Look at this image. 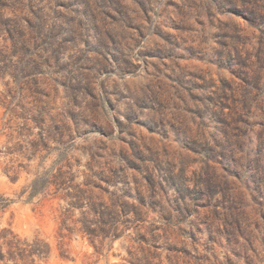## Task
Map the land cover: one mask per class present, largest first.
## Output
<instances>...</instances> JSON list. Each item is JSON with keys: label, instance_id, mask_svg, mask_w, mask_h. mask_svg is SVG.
<instances>
[{"label": "clouds", "instance_id": "1", "mask_svg": "<svg viewBox=\"0 0 264 264\" xmlns=\"http://www.w3.org/2000/svg\"><path fill=\"white\" fill-rule=\"evenodd\" d=\"M88 3L97 24L91 33L82 4L74 10L43 0L40 10L32 0H0V161L7 164L11 152L24 167L9 166V177L28 176L22 186L5 178L0 214L25 204L42 224L50 210L64 248L71 247L66 227L83 234L91 225L93 247L71 252L69 264H107L113 243L122 264H168L164 249L152 246L164 237L142 243L148 222H133L129 207L155 196L164 212L175 209L184 220L181 239L194 264H264V0H173L178 8L151 0L154 11L149 0H138L143 11L119 0L121 15ZM58 13L75 18L74 36L61 31ZM166 24L188 26L194 44L173 51V66L196 62L215 80L196 102L180 85L163 94L155 87L161 75L148 57L162 53L147 47L153 28L171 31ZM172 76L193 87L183 67ZM137 167L155 171L158 186H134L130 169ZM93 182L107 190L104 235L98 222L82 219L81 227L75 210H64L69 198L87 207ZM52 242L39 231L26 238L15 225H0V264H39L32 249Z\"/></svg>", "mask_w": 264, "mask_h": 264}, {"label": "rangeland", "instance_id": "2", "mask_svg": "<svg viewBox=\"0 0 264 264\" xmlns=\"http://www.w3.org/2000/svg\"><path fill=\"white\" fill-rule=\"evenodd\" d=\"M134 2L137 3V6L140 7L142 11L144 10V5H140L138 0H134ZM32 3L38 9L42 10L43 0H32ZM97 3L100 7L111 8L117 13V15H121L123 13V8L121 7L119 0H97ZM156 3H165V8H178V5H175L173 0H166V2L165 0H156ZM78 4L84 5L85 14L88 17L87 31L91 33L94 30H97L96 18L91 10V5L88 3V0H57V7H63L65 9H74V5ZM148 6L149 10L154 11L151 7V0H149ZM57 15L58 18H63L64 20L63 24L60 25L61 31L74 36L75 29L72 25L75 18H65L63 13H58ZM145 16L147 17V13H145ZM147 19L150 22L151 18L147 17ZM3 24L10 33L15 30L14 25L11 24V22L3 21ZM165 27L171 28V31H164V29L159 28V26L152 29L151 35H154L156 39L149 41L147 47V50L149 51L155 49L156 51L162 53V55L159 56L153 55L148 57L161 75V78L157 81L155 87L163 94L172 91L176 85H180L182 90L181 94L187 96L188 99L193 102H196L197 100H200V93L202 91L207 94L208 89L216 86L215 80L203 77V73L208 71L205 66L196 62L182 61V57H176L178 60H181L182 63L173 66V51L177 48L193 47L194 44L190 45L188 43L191 39L188 35V26L166 24ZM138 34L140 35L141 40H145L147 38L142 33ZM125 39H128V37H125ZM94 46L99 48L102 46V43L97 41ZM165 46H167V48ZM180 67H183L189 75L194 77L192 88L184 87V85L180 83V80L173 78L172 73H177L178 68ZM209 102H211V99ZM128 148H131V145H129ZM2 151L3 149H0V152ZM121 151L126 150L122 149ZM12 155L13 154L11 152H8L9 159L7 164L0 161V168L5 169L3 176H0V194L6 191L5 178H7V184H19L21 186L27 182L28 179L27 173L23 172L13 174L9 177V172L12 171V167L15 169H23L24 167L22 163L14 162L11 159ZM130 170L137 173V175L132 178V184L134 186L140 185L141 181L148 186L149 190L158 186V177L155 171L147 169L143 171V174H140V167L132 168ZM149 176H151V181L149 180ZM87 186L88 185H86V187ZM91 187L96 189L94 194L95 198L89 201L87 207L85 206V202L83 200H73L69 198L67 201L68 207L64 210L66 212H70L74 209V223L81 224V227H83V224L81 223L82 219L98 222L100 226V234L104 235L108 231V224L111 223V221L105 219V212H107V209L104 208L105 201L103 197L107 195V190L103 187V182L100 184L93 182ZM138 190L142 191V188H138ZM8 195L9 198H12L13 194L9 191ZM66 195L69 197L72 196L71 193ZM125 195H127V193H125ZM0 199H3L2 195H0ZM61 199H63V197H61ZM129 199H131V197H129ZM58 203L59 202L57 201V204ZM97 205L101 207V211L97 210ZM129 207L134 209L131 212V215L134 218L133 222L137 224H144L148 222V235H145L144 233L138 234L142 243L148 244L150 239L152 241L160 239L161 237L157 235V233H159L164 237L163 244L153 243L152 246L153 248L162 247L164 249L166 253L165 258L168 260V264H194V262L190 260V250L181 239V237L185 235L186 230L182 231L179 226L184 223V220L175 217V209H173L171 213L164 212L162 210V204L155 196H153L152 201H149L147 198L144 200L138 199L134 205H129ZM75 213H79V215H75ZM120 213L121 215H125L123 206L120 207ZM107 214L111 215V212H107ZM43 215L46 216V220L41 224L35 215L34 208L25 204H19L11 212L0 214V225L6 224L9 228L15 225L18 229V234H22L26 238L35 236L37 231H39L41 237L51 238L53 241L52 243H49L44 247H40L39 244H37V246L32 249V253H30L32 255H36L39 264H69L70 260L75 259L74 256L70 255L71 252H82L85 246L93 247L97 230L92 228L91 225H89V228L86 229L83 234L78 232L72 233L69 228L66 227L65 232H69L71 247L64 248L55 239L54 234L57 233L58 227L55 223V217L50 215V210L48 209L43 211ZM157 220L162 221V224L156 223ZM64 223L65 221H61V224ZM163 225H167V228H164ZM113 235L117 240L119 239L118 233H113ZM60 238L63 239V235H61ZM112 249L113 250L110 251L107 264H122L118 245L113 243ZM2 258L3 253L0 252V259ZM146 264H154V262L146 261Z\"/></svg>", "mask_w": 264, "mask_h": 264}]
</instances>
